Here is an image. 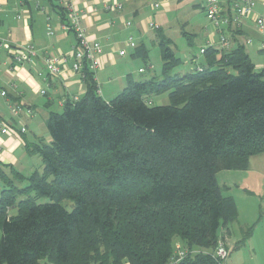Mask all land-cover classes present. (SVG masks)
<instances>
[{
  "label": "trees",
  "instance_id": "1",
  "mask_svg": "<svg viewBox=\"0 0 264 264\" xmlns=\"http://www.w3.org/2000/svg\"><path fill=\"white\" fill-rule=\"evenodd\" d=\"M160 38L159 77H128L105 100L84 64L86 92L49 113L48 142L26 147L41 164L0 169V264H166L177 242L187 253L175 264L219 263L218 229L237 209L216 173L264 154V66L242 45L209 46L181 74Z\"/></svg>",
  "mask_w": 264,
  "mask_h": 264
},
{
  "label": "crops",
  "instance_id": "2",
  "mask_svg": "<svg viewBox=\"0 0 264 264\" xmlns=\"http://www.w3.org/2000/svg\"><path fill=\"white\" fill-rule=\"evenodd\" d=\"M157 1L159 3H154L157 4V7H154V4H149V0H0V90H4L6 94L4 97L0 95V115L9 126L18 128L20 125H25L27 128L24 134L17 135L11 132L0 135L2 147L0 169L7 173L13 170L25 176L31 173L38 164L32 162L35 159L31 155L34 154H29L26 147L38 139H43L45 142L50 140L46 119L53 111V103L55 102L61 110L67 99L74 96L80 97L86 92L82 73L73 71L70 66L75 36L61 27L65 13L61 17L58 10L66 4H73L84 10L82 24L87 38L101 44V51L97 58L98 65L95 68L88 65L86 68L93 73L98 92L105 100L111 99L121 91L128 77L133 80L159 77L162 64H160V72L157 73L154 70L155 66L153 67L154 63L145 70L138 65L137 60L127 56L134 57V49L141 45L146 50V56L143 58H147L148 44L159 46L160 36L168 40L172 48V38L169 36L171 33L176 37L186 38L185 42L188 45L197 40L196 45L199 49L202 46L209 47L208 42L220 49L242 45L256 68L264 66L260 53L264 43V36L262 37L264 28L257 27L258 39H252L249 28L255 23L251 17L240 27H231L237 29L223 30L228 44L220 47L219 36L213 32L205 17L204 0H191L194 2V8H201L205 17V19L202 17V23L198 28L192 24L188 28H183L174 20L168 23L163 22L162 13L169 11L170 3L175 0ZM116 4L120 7L115 8ZM254 11L264 18V0H255ZM155 16H157L156 21L153 20ZM151 23L157 27L152 28ZM171 26L173 28H170ZM129 37L135 42L134 47L126 44ZM243 37L247 44L244 43ZM2 44L31 45L36 54L29 62L14 64L11 53ZM121 49L125 50L124 54H119ZM51 56L61 60L60 72L54 79H47L45 60ZM176 56L182 59L179 55ZM184 57L188 58L189 55L184 52ZM191 62L192 57L189 60L182 59L181 64L174 70L182 74L202 63L203 56L202 59ZM40 90H44V93L41 94ZM11 104L32 108V116H26L23 113L12 116ZM16 154L18 158L15 157ZM25 155L30 156L31 159L24 162ZM15 161L18 162L17 167H15ZM2 185L0 178V189ZM221 228L220 241L226 246L225 240L231 228ZM263 253L253 252L250 260L245 264H264Z\"/></svg>",
  "mask_w": 264,
  "mask_h": 264
},
{
  "label": "rangeland",
  "instance_id": "3",
  "mask_svg": "<svg viewBox=\"0 0 264 264\" xmlns=\"http://www.w3.org/2000/svg\"><path fill=\"white\" fill-rule=\"evenodd\" d=\"M156 2L159 3L157 0H149V4ZM193 3L191 0H175L171 2L169 11L162 13L161 20L165 23L174 20L175 23H178L183 28H188L191 24L198 28L202 23V17L204 19L205 17L202 9H195ZM153 20L156 21L157 16ZM170 28L173 27L171 26ZM249 34L252 39H258V28L256 25H252L249 28ZM171 35L169 36L172 38V48L176 55H179L184 60H189L192 57V62L202 59V54L199 53V48L196 45L197 40L194 41L195 43L188 45L185 42L186 38L176 37L173 33ZM263 36L264 34H262ZM243 40L245 43V37H243ZM184 52L189 55L188 58L184 57ZM194 55L196 56L194 57ZM127 57L132 60H137L138 65L144 67L145 70L148 69L151 63H154V70L157 73L160 72L162 60L160 57V48L157 45L153 46L148 44L147 58L133 57L132 55H128ZM151 99L156 105L168 103L166 93L152 95ZM52 110L61 111L55 102L53 103ZM31 156L35 159L32 161L34 164H41L39 156ZM15 157L18 158V154ZM30 159V156L27 155L23 157L24 162ZM14 164L15 167L18 166L17 161ZM216 180L222 188V193L224 195H231L234 198L237 209L236 218L228 225L231 229L228 238L225 240L229 255L217 264H245L250 260L253 252H264V154L252 156L246 169L219 170L216 173ZM66 207L68 209L71 208L68 201L66 202ZM221 235L222 228L220 227L218 229L219 238H221ZM237 245L239 246L238 248H236ZM38 264H51V262L46 258H42Z\"/></svg>",
  "mask_w": 264,
  "mask_h": 264
},
{
  "label": "built area",
  "instance_id": "4",
  "mask_svg": "<svg viewBox=\"0 0 264 264\" xmlns=\"http://www.w3.org/2000/svg\"><path fill=\"white\" fill-rule=\"evenodd\" d=\"M157 7V4L153 5ZM118 4L115 8H119ZM255 0H204V13L205 17L210 23L213 32L217 33L219 36L220 47H225L228 44V40L223 30H232L240 27L245 20L251 17L255 25L263 29L264 28V18L254 11ZM65 19L62 21L61 27L69 32H72L75 36V45L71 53L70 66L75 72H80L83 65H89L91 68H95L98 65V54L101 51V44L98 41L89 40L86 35L85 28L82 24V18L85 12L81 8H77L73 4H66L65 7ZM152 28L157 27L155 24L151 23ZM126 44L128 46L134 47L135 42L131 37L128 38ZM212 46L210 42L207 44ZM2 46L9 50L12 55V60L14 64H22L31 61L35 56V49L31 45L26 46H12L9 44H2ZM206 46H202L199 51L203 53ZM125 50H119V54H124ZM60 62L61 60L55 56L46 58L45 69L47 79H54L60 72ZM43 94L44 90H40ZM0 95L5 96V91L0 90ZM72 100H77L78 97L74 96ZM10 111L12 116H16L19 113H23L26 116H32L33 110L30 107H20L16 105L10 106ZM16 133L17 135L24 134L27 132L25 125H20L18 128L14 126H9L2 120L0 115V135H5L8 133ZM2 147L0 145V152ZM186 250L177 242L174 245V251L166 264H175L181 261L186 255ZM229 252L226 246L219 241L217 247L214 250V257L219 261L225 259Z\"/></svg>",
  "mask_w": 264,
  "mask_h": 264
}]
</instances>
